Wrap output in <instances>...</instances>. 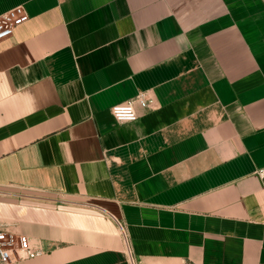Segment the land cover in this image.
<instances>
[{
	"label": "crops",
	"instance_id": "0c3cea01",
	"mask_svg": "<svg viewBox=\"0 0 264 264\" xmlns=\"http://www.w3.org/2000/svg\"><path fill=\"white\" fill-rule=\"evenodd\" d=\"M12 264H264V0H0ZM119 124L111 109L144 91Z\"/></svg>",
	"mask_w": 264,
	"mask_h": 264
},
{
	"label": "built area",
	"instance_id": "2783aa9c",
	"mask_svg": "<svg viewBox=\"0 0 264 264\" xmlns=\"http://www.w3.org/2000/svg\"><path fill=\"white\" fill-rule=\"evenodd\" d=\"M30 20L24 5L17 6L0 15V42L11 38L15 31ZM137 107L145 109L158 108L156 96L152 91H144L134 98L115 105L111 109L115 121L119 124L136 122L139 119ZM264 176V170L260 172ZM14 224L0 220V264H12L16 261L29 260L42 254L39 248L32 245L29 237L9 230ZM120 232L125 240L131 264H137L129 249L128 231L123 223H119Z\"/></svg>",
	"mask_w": 264,
	"mask_h": 264
}]
</instances>
